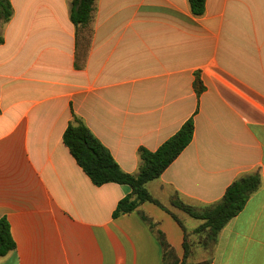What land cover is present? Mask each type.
<instances>
[{"label": "crops", "instance_id": "0c3cea01", "mask_svg": "<svg viewBox=\"0 0 264 264\" xmlns=\"http://www.w3.org/2000/svg\"><path fill=\"white\" fill-rule=\"evenodd\" d=\"M9 1L0 29V218L16 247L0 264H162L137 212L112 217L130 188L93 185L63 144L73 116L129 174L140 147L156 150L192 117L191 142L147 190L192 232L173 198L211 204L257 171V191L202 251L206 259L189 264H264V0H205L201 16L188 0H96L91 32L77 39L71 0ZM138 211L182 259L172 216L148 202Z\"/></svg>", "mask_w": 264, "mask_h": 264}, {"label": "trees", "instance_id": "16d2710c", "mask_svg": "<svg viewBox=\"0 0 264 264\" xmlns=\"http://www.w3.org/2000/svg\"><path fill=\"white\" fill-rule=\"evenodd\" d=\"M96 0H71L69 5V19L75 28L76 39L83 33L91 32V23ZM189 8L194 16H201L205 10V0H188ZM12 6L9 0H0V29L12 17ZM4 39L0 30V45ZM196 95L203 90L198 76L193 82ZM193 118L187 119L179 130L165 140L156 150L150 151L140 147L138 149V170L129 174L121 170L108 149L90 132L86 125L73 116L63 133L62 142L68 148L71 156L90 179L93 185L102 186L115 183L130 188V193L117 203L112 217L137 212L142 221L158 242L162 253V264H189L197 244H193L194 236H202V247L211 250L219 232L238 213L242 211L250 196L260 186L259 173L251 172L240 175L225 190L221 199L211 204L194 207L173 198V207L181 210L191 218L200 220L201 223L192 232H187L178 218L167 208L162 206L147 190V183L160 177L164 170L180 155L193 138ZM152 203L179 224L183 231V256L179 259L167 242L164 233L158 225L138 208L143 203ZM15 242L10 232V225L5 217L0 218V257H4L15 250Z\"/></svg>", "mask_w": 264, "mask_h": 264}, {"label": "rangeland", "instance_id": "374dc122", "mask_svg": "<svg viewBox=\"0 0 264 264\" xmlns=\"http://www.w3.org/2000/svg\"><path fill=\"white\" fill-rule=\"evenodd\" d=\"M177 216L181 219V221H183V224L185 225V227L188 230H192V229L198 227L200 225V223H201L200 220H196V219L191 218L190 216H187V215H182L181 213L180 214L177 213ZM159 230H160V228H159ZM202 238H203L202 236H194L192 238L193 244L199 243L197 245V247H199L200 249L197 252V248H194V251H193L194 253L190 257V260L189 261H201V260L206 259V257L203 258V256H202L201 253L204 250L203 251V252H205L204 254H208L207 252H209V251L208 250H205L202 247V245H201V243L203 241Z\"/></svg>", "mask_w": 264, "mask_h": 264}]
</instances>
